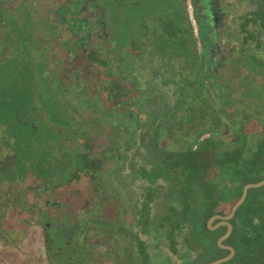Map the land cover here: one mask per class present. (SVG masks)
Returning a JSON list of instances; mask_svg holds the SVG:
<instances>
[{
	"label": "flooded vegetation",
	"instance_id": "af4514ba",
	"mask_svg": "<svg viewBox=\"0 0 264 264\" xmlns=\"http://www.w3.org/2000/svg\"><path fill=\"white\" fill-rule=\"evenodd\" d=\"M24 1L21 0L20 3ZM218 1H210V4L214 6L219 4V9L217 8L215 13L205 20L217 30H223L227 34V42L237 37L235 28H239V36L243 43L242 36L245 34L244 31L241 32L242 28L250 30L248 26H252L257 34V51H251V53H256L257 56L253 58L255 63L250 62V66H253V69L257 68V74L254 71L253 78H255L251 81L255 82L256 78L257 81H261L264 77L262 72L264 68V0H244L250 2L245 3L247 9L253 4L256 18L254 22L253 19L246 23L241 21V27H238L234 18L230 16L233 3ZM199 3L204 7L207 4L205 0H198V3L194 0L197 20L199 14L197 4ZM4 5L0 1V14L5 10ZM210 6L213 7V5ZM52 7V5L49 6V9L45 11L39 9V12L42 15H49L54 12ZM219 13L225 18L222 28L217 24L220 22ZM3 20H0V51H3L1 64L4 67L1 68V76L4 79L2 86L5 89L19 79L17 69H20L22 65V56L25 55L27 59L28 55L17 47L18 38L8 35L2 29L5 28ZM188 23L194 40L189 20ZM198 24L202 36V47L198 49L195 40L194 46L197 55L202 59L206 56L207 47L202 22L198 20ZM216 29L214 32L217 31ZM82 37L83 34H75L68 27L59 31L53 30L52 34L45 32L37 35L35 39L39 42L38 48L30 51L33 56L32 61L36 62L31 65L33 73H36L31 78L35 82L32 87L35 89L33 100L36 105L28 118L34 126L31 154L35 166H38L42 160L47 163V175L44 181L38 178V168L34 173L37 182L36 191L32 194L42 206H45L49 220L44 225L49 229L51 237H56L60 227L67 228L65 232H68V235L65 236L71 240H67L66 243L71 246L73 240L77 241V249L83 252L84 256L86 247L89 246L87 241H90L92 245L95 244L92 247L94 251L88 254L94 256L99 252H96V249L101 248L102 251L98 255L101 258L100 264H105L103 262L105 259L112 260L114 264H132V231L150 246L151 253L161 251L162 258L169 256L177 262L167 251L168 249L173 252L172 240L174 239L175 247L179 250L173 253L182 260L181 264H184L182 251L197 242L192 235L193 225L190 222L185 223L184 231H177L173 238L169 233L168 218L174 216L176 210L183 211L187 205H199L197 196L189 194L190 188L197 189L196 175L192 170L196 162L188 161L181 155V151L187 149L190 141L180 137L182 128L174 126V123L166 124L165 112H163L165 107L147 110L135 105L129 108L128 104V117L125 122L116 125L112 121L107 122L110 117H100L103 113L112 114L103 112V106L113 112L116 107L118 108L115 106L117 101L114 93L118 91L116 77L112 73H101L97 61L99 49L95 45L91 49H86ZM15 45L17 46L14 47ZM244 45L248 44L244 43ZM13 51L19 53L17 62L13 60L14 57L11 59ZM230 52L234 53L233 50ZM253 59L250 58L251 61ZM38 65H42L41 68ZM202 67L204 76L213 73L211 69L206 72L204 65ZM219 77L222 78L221 74ZM7 91L5 89V92ZM43 93L45 98L51 97V100L55 101L50 108L39 104V96ZM143 99L150 102L147 98ZM198 112L197 107L195 113L201 117H195L189 124L191 127L202 126V120L210 116ZM38 119L43 127L37 124ZM140 120H142L141 124ZM208 135V133L204 134L202 139ZM196 148L195 145L194 149ZM73 151H76L75 156L78 157L79 164L69 178L53 174L52 170L57 166L58 169H55V172L59 171L61 175L63 174L61 167L64 165L60 164ZM188 165L189 171L186 169ZM213 173L211 171L208 176ZM48 174L51 176L48 177ZM188 194L190 197L186 200ZM150 196L153 197L152 202ZM149 210H151V217H156L154 222L150 221L146 215ZM74 212H77V217L80 219L77 228L66 221ZM174 218L177 222L181 220L180 217L174 216ZM55 222H59L61 226L58 228ZM101 222L103 226L98 227ZM219 222L220 219L213 220L212 225L216 226L213 230L226 226L219 225ZM38 229L43 235L45 234L42 227ZM104 239L105 245L101 244ZM54 241L52 238L53 243ZM135 249L138 250L139 246H135ZM193 251L199 254L198 248L192 250L191 258H194ZM55 255V251L47 255V264L50 257Z\"/></svg>",
	"mask_w": 264,
	"mask_h": 264
},
{
	"label": "trees",
	"instance_id": "16d2710c",
	"mask_svg": "<svg viewBox=\"0 0 264 264\" xmlns=\"http://www.w3.org/2000/svg\"><path fill=\"white\" fill-rule=\"evenodd\" d=\"M247 42L246 40V44H248ZM2 52L1 50L0 76L2 75L1 68L4 67L1 64ZM11 54V59L14 57L13 60L17 62L19 53L13 51ZM24 56H22V60L26 59ZM25 71L28 75L27 92L30 95L22 98L23 112L14 108L9 99H0V130L2 134L0 136V247L19 253L20 264H43L33 252L26 248L27 239L39 227H42L45 231L48 254L56 252L55 256L50 257L48 264H96V260L100 264L101 258L97 254L94 256L88 254V252L94 251L92 247L95 244L92 245L90 241H87L89 246L86 247L84 256L83 252L77 249V241H72V247L66 243L67 240H71L65 236L68 235V232H65L67 228H62L59 222H55L57 227H60L57 232L59 237L57 235L51 237L49 229L44 225L49 220L45 206H42L41 202L39 203L32 194L36 191L37 180L34 173L37 166H35L31 154L34 126L32 121L28 120L36 105L33 100L35 89L29 82L33 74L36 73H33L31 67ZM19 72L20 69H17L18 75ZM103 72L105 74L112 73L116 77L109 68H105ZM262 72L264 75L263 69ZM16 82L17 80L14 83L16 84ZM2 83L0 81L1 94L5 93V89L8 90L12 87L8 86L4 89ZM116 84L117 88L121 85L117 77ZM245 85L243 84V88ZM243 88L239 90L235 86L231 91L228 89V93L226 91L227 95L219 96L214 112L209 114V118L202 120L203 125L200 127L195 128L189 125L195 117H201L195 113L196 108H189L182 115H177L173 111L165 115L166 124L174 123V126L182 128L183 132L180 137L190 141L187 149L181 151V155L185 156L188 161L196 162L192 170L196 175L197 189L190 188L189 194L197 196L199 205H187L183 211H174L173 215L181 219L178 221L179 223L174 216L168 218L170 220L169 233L173 238L177 231H184L185 223L190 222L193 225L192 235L197 242L196 245L193 244L187 250L182 251L184 264H206L229 254V250L222 248L218 243L219 238L226 232L227 226L213 230L207 222L213 215L229 214L247 183L264 179V82L257 87V95L248 93L241 96L240 92L245 90ZM44 96V93L39 96V104L50 108L55 101L51 100V97L45 98ZM121 99L115 97L117 101L115 106L118 108L116 107L114 112L107 109V112L112 114L102 112L100 117L108 116L110 120L107 122L112 121L116 125L125 122L128 117V104L129 108L135 105L138 108L149 109L145 104L147 101L137 95L130 100ZM185 101L191 103L192 106L194 104L190 100ZM207 101L203 100L202 105L208 103ZM206 119L208 120L206 121ZM141 122L142 120H140V124ZM207 133L209 135L202 139V136ZM195 145L196 149H194ZM189 167L188 165L186 168L188 171ZM39 169L41 171H37L38 178L44 181L47 169L40 164ZM211 171L214 173L208 176ZM189 194L186 200L189 199ZM152 198L150 196L151 202ZM150 212L151 210L146 215L150 221L154 222L156 217H151ZM77 215V212H74L70 218L66 219L67 222L74 224L75 228L80 223ZM230 221L234 229L224 243L232 245L236 249V254L231 260L222 264H235L236 259H240L239 264H256L254 262L264 264V186L249 190L244 203ZM52 238L55 240L54 243ZM105 243V239L101 241V244L105 245ZM131 243L132 264H178L169 256L162 258L161 251L151 253L150 246L141 240L134 231H132ZM175 244L176 241L173 239V252L179 250ZM135 246H139V249L136 250ZM58 247L59 249H57ZM197 248L199 254L191 258V251L197 250ZM256 255L257 261L255 260Z\"/></svg>",
	"mask_w": 264,
	"mask_h": 264
},
{
	"label": "crops",
	"instance_id": "0c3cea01",
	"mask_svg": "<svg viewBox=\"0 0 264 264\" xmlns=\"http://www.w3.org/2000/svg\"><path fill=\"white\" fill-rule=\"evenodd\" d=\"M94 1L83 0L82 9L85 8L78 18L84 19V25L87 24L93 29L91 34L86 32V35H89L93 41V45L86 46V49H91L95 45L98 49H103L104 54H109V63L105 64L102 61L99 67L109 68L120 81V89L114 92L115 97L127 100L141 93L143 98L150 100L146 103L147 108L165 107L164 115L172 111L177 115H182L192 107H198L199 114L209 115L214 112L218 94H226L228 91L227 82L231 76L230 83L239 86L240 59L242 55L249 53L246 51L248 45L244 43H246L247 34L254 33L255 30L252 26H248L250 30L242 28L241 32L244 31L245 35H241L244 38L241 43L240 29L235 28L237 37L227 42V34L221 29L217 30L205 20L215 13L219 4L214 6L210 4L211 0H205L206 7L200 3L197 4L198 20L202 22L207 47L206 56L201 59L197 55L189 30L184 0H178L183 8L178 22L177 17H169L172 13V5H167L165 0H124V6L121 0H104L103 3L107 5V9L113 1L118 4L116 19L119 18L121 23L116 27V31L118 32L117 37H122V44L118 38L114 40L113 28L108 25L105 12L101 15L99 10H96L94 14L87 11V8L95 7ZM96 1L100 2V0ZM221 1L233 3L230 16L234 18L238 27H241V21L245 23L251 19L255 21L256 13H254L253 4L249 9L245 5L250 2L244 0H219L218 2ZM56 3V0H52L51 5ZM139 6H142V9ZM37 7L43 10L40 5ZM48 9L49 7H46V10ZM249 10L251 11L247 12ZM219 14L220 22L217 24L222 28L225 18L223 14L222 16L221 13ZM52 18L54 27L62 30L67 28L61 14L53 13ZM173 18H177L175 24ZM215 29L216 32H214ZM233 41L234 44H232ZM203 65L206 72L211 69L213 73L204 76ZM220 74L222 78L219 77ZM190 99H195L193 106L185 101ZM203 100H208V103L202 105ZM169 101H171L170 104ZM119 105L121 106L122 103L120 102Z\"/></svg>",
	"mask_w": 264,
	"mask_h": 264
},
{
	"label": "rangeland",
	"instance_id": "374dc122",
	"mask_svg": "<svg viewBox=\"0 0 264 264\" xmlns=\"http://www.w3.org/2000/svg\"><path fill=\"white\" fill-rule=\"evenodd\" d=\"M1 1H2V3L5 4L4 5L5 10H3V12L0 14V16H2V18H0V20L4 19L3 22L5 23L4 24L5 28H2V29H4V31L8 35L16 36V38H18V40H17L18 46L15 45L14 47L17 46L19 49L24 50L28 56H27V59H24L23 61H21L22 65L20 67L21 71L19 72V79H18L19 82L17 80L16 84L12 83V87L10 89H8L7 92H5L3 94L0 93V99L1 98L9 99L11 101V103L14 105V108L20 109V111L23 112L22 109L24 107H22V98H26L27 96L30 95V93L27 92L28 90L26 87V83H28V81H27L28 75H27V72L25 70L27 68L31 67L32 64L36 63V62L32 61L33 56H31L30 51L32 49L38 48V45H39L38 40L35 38L37 37L38 34H43L45 32L48 34H52L53 30L59 31L58 28H55L53 26L54 20L52 18V14L53 13L62 14V16L64 18V23H66L69 30L72 31L73 33L82 35V32H83L82 40L84 43V47L93 45V41L91 40L90 36L86 35V32L91 34L93 29L89 28L87 24H86V26L84 25V19L78 18V15L79 14L81 15L83 12V9L85 8L84 7L82 9L83 0H64L65 3L62 0H58V2L55 5H53V7H52V9H54V12L50 13L49 15H45V14L42 15L39 12L40 11L39 7H37V6L40 5V8L42 7L43 11H45L46 7L51 6L52 0H25L23 3H20L21 0H5V1L1 0ZM103 1L104 0H100V2H97L95 0L94 1L95 7L91 6L90 8H87V11L90 12L91 14H94L96 10H99L101 15L105 12V19L108 21V25L112 26V28H113L114 40H116L118 38L119 42H121V44H122V37H120V36L117 37L118 32L116 31V27L118 25H120V23H121L119 18L116 19V16H117L116 10H117L118 4L113 1V2H111V4L109 5V7L107 9V5H105L103 3ZM61 2H63V3L61 4ZM165 2L167 5H172V8H171L172 13L169 15V17L172 16V17L178 18V19L173 18V22L175 24L176 19L178 22L179 14L183 10V8L181 7V3L178 2V0H165ZM100 3H102L103 5ZM121 3L124 6L125 1L121 0ZM139 8L142 9V6H139ZM137 12H139L138 8H137ZM106 15H107V17H106ZM111 16H112V20H111ZM88 23H90V22H88ZM246 40L248 41L247 42L248 43V50H246V51L249 52V54L245 52L246 53L245 56L244 55L241 56L240 65L238 68V70L240 71L238 78H239L241 83L239 84L238 87L236 86V89L239 88V90H242L243 84H246L243 88L245 90H243V92H240L241 96H244L245 94H248V93H255L257 95V87L264 82V77L261 79V81L260 80L257 81V78L255 79V82H254V80H253V82L251 81L253 76H254V71H256V74H257V68L255 67L253 69V66H250V62L255 63L254 59L257 56V55H255L256 53H251V51H255V52L257 51V34H256V32L251 33V34H247ZM72 47H74V46H72ZM120 50L123 51L121 48H120ZM108 55L109 54H104L103 49H99V56L100 57L97 59L98 64H101L102 61L105 62V64H108L109 63ZM250 58L251 59L254 58V59L251 61ZM41 66L42 65H38L39 68H41ZM262 69H264V68H262ZM103 71H105V68L101 69L102 74L104 73ZM0 81H4L2 76H0ZM230 82H231V80L229 78V82H227V89H229V91H231L235 87L234 86L235 83L231 84ZM29 83L32 85L35 84V82L33 80H31ZM249 85H250V87H249L250 89L248 88ZM224 94L225 93L218 94V97L219 96L222 97ZM225 95H227V93ZM137 96L140 97L141 99L143 98V94H141V93H137ZM232 96H233V93H232ZM190 102H194L193 99H190ZM107 109L108 108L105 109L104 106L102 108L103 112H107ZM33 112H34V110H33ZM37 124L40 125L39 119L37 120ZM40 127H43V125L41 124ZM75 154H76V151L71 152L66 158H64L63 163L60 164V165H64V167H61V169L63 171L62 175L59 171H57V173L55 172L58 169L57 168L58 166L55 168L56 170L55 169L52 170L53 174H55L57 176H61L62 178H69V176L73 172L74 168L77 167V164H79L78 163V157H76ZM40 165H43L46 167L47 163L45 160H42ZM37 168L39 171L40 170L39 165L37 166ZM44 175H47V174L45 173ZM50 176L51 175L48 174V177H50ZM202 199H203V197H202ZM101 226H103L102 222L98 224V227H101ZM26 248L28 250H30L31 252H33L38 257V259H40V260H42V262H44V264H47L46 257L48 254H47V249H46V245H45V238L39 229H37L27 239ZM97 251H99V252H97ZM101 251H102L101 248H97L96 249L97 255H99V253H101ZM20 260H21V256L19 253L15 252V251L8 250V249L3 248V247H0V264H20ZM255 260L257 261V255H256ZM103 262H105V264H114V262L112 260H109V259H105V260H103ZM239 262H240V259L235 260V264L236 263L239 264ZM254 263L257 264V262H254ZM96 264H98L97 260H96Z\"/></svg>",
	"mask_w": 264,
	"mask_h": 264
},
{
	"label": "water",
	"instance_id": "95a60500",
	"mask_svg": "<svg viewBox=\"0 0 264 264\" xmlns=\"http://www.w3.org/2000/svg\"><path fill=\"white\" fill-rule=\"evenodd\" d=\"M264 186V179L258 182H250L247 183L244 186L242 195L240 196V198L237 200V202L233 205L232 210L229 214L227 215H213L210 220H209V227L211 229L215 228L216 226L212 225L213 220L215 219H220V222L218 223L219 225H226L227 226V230L226 232L219 238L218 243L222 248H226L229 250V254H227L226 256L216 259L212 262L206 263V264H222L226 261L231 260L235 254H236V249L232 246V245H227L224 243V241L232 234L233 232V224L231 223V219L235 216L236 211L238 210V208L244 203L245 199L248 196L249 190L252 188H258ZM168 253L175 259L177 260L178 263H182V260L172 251H169L167 249ZM193 257H195L197 255V252L193 251L192 252Z\"/></svg>",
	"mask_w": 264,
	"mask_h": 264
},
{
	"label": "built area",
	"instance_id": "2783aa9c",
	"mask_svg": "<svg viewBox=\"0 0 264 264\" xmlns=\"http://www.w3.org/2000/svg\"><path fill=\"white\" fill-rule=\"evenodd\" d=\"M184 5H185V10H186V15L188 17V20H189L191 28H192L193 38L195 40L197 48L201 49V47H202V36H201V31H200V27L198 24V20L196 17L194 0H185Z\"/></svg>",
	"mask_w": 264,
	"mask_h": 264
}]
</instances>
